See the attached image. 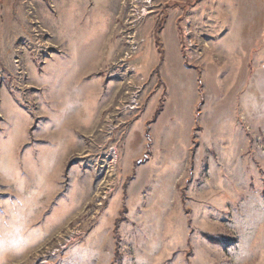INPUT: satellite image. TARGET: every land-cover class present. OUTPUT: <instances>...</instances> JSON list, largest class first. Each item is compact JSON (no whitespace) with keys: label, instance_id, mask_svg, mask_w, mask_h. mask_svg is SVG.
Instances as JSON below:
<instances>
[{"label":"rangeland","instance_id":"rangeland-1","mask_svg":"<svg viewBox=\"0 0 264 264\" xmlns=\"http://www.w3.org/2000/svg\"><path fill=\"white\" fill-rule=\"evenodd\" d=\"M0 264H264V0H0Z\"/></svg>","mask_w":264,"mask_h":264},{"label":"trees","instance_id":"trees-1","mask_svg":"<svg viewBox=\"0 0 264 264\" xmlns=\"http://www.w3.org/2000/svg\"><path fill=\"white\" fill-rule=\"evenodd\" d=\"M161 109V107L159 106V108H157V110H156V116L159 114V112L161 111L160 110ZM200 233H201V235L204 237V238H206L207 240H209L210 242H212L213 244H218V241H217V239L216 238H214V236H211L208 232H202V231H200ZM228 242H230V240L229 241H227V243Z\"/></svg>","mask_w":264,"mask_h":264},{"label":"bare ground","instance_id":"bare-ground-1","mask_svg":"<svg viewBox=\"0 0 264 264\" xmlns=\"http://www.w3.org/2000/svg\"><path fill=\"white\" fill-rule=\"evenodd\" d=\"M255 11V10H254ZM256 12H257V10H256ZM247 13H245V15H246ZM251 14V16H252V13H250ZM256 14V18H258L259 17V15L257 14V13H255ZM247 16V15H246ZM250 16V17H251ZM130 108H132V107H130ZM132 110V109H131Z\"/></svg>","mask_w":264,"mask_h":264},{"label":"built area","instance_id":"built-area-1","mask_svg":"<svg viewBox=\"0 0 264 264\" xmlns=\"http://www.w3.org/2000/svg\"><path fill=\"white\" fill-rule=\"evenodd\" d=\"M135 103V101L133 102V104ZM131 104L130 106L135 109V105Z\"/></svg>","mask_w":264,"mask_h":264}]
</instances>
